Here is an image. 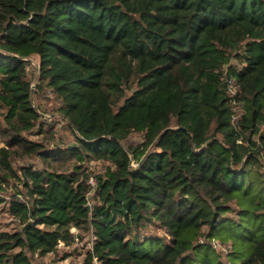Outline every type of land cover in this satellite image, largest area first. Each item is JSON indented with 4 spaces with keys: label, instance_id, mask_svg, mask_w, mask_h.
Masks as SVG:
<instances>
[{
    "label": "trees",
    "instance_id": "1",
    "mask_svg": "<svg viewBox=\"0 0 264 264\" xmlns=\"http://www.w3.org/2000/svg\"><path fill=\"white\" fill-rule=\"evenodd\" d=\"M33 58L68 147L46 143ZM0 109V185L27 189L0 195L18 224L0 228V264L83 233L86 264H225L216 240L264 264V0H0ZM86 158L107 164L94 189Z\"/></svg>",
    "mask_w": 264,
    "mask_h": 264
},
{
    "label": "rangeland",
    "instance_id": "2",
    "mask_svg": "<svg viewBox=\"0 0 264 264\" xmlns=\"http://www.w3.org/2000/svg\"><path fill=\"white\" fill-rule=\"evenodd\" d=\"M32 64L29 65V74L32 81V89H33V102L35 105L39 106L42 111V115L40 118L41 124L46 129H51V133L49 132L48 136L53 140L50 143L46 141L47 144L60 146L62 148L68 147L71 144L75 143V136L73 131L71 130L68 121L64 118L59 110L57 109L59 105L58 98L48 89H39L38 88V72L36 69V58H33ZM233 63L236 65L238 62L233 60ZM4 113L3 109H0V118ZM39 126H37L31 134H28V137L32 140L42 139L43 134H38ZM133 141H141L142 136L139 133H133L130 137ZM5 141L3 140L2 135H0V146L5 145ZM70 164L73 165L76 159L69 160ZM83 166L87 168V173L101 175L107 164L98 159H84L80 161ZM13 166L19 167L23 165L32 164L37 168H45L46 164L43 162L41 158L38 156L31 157H15L12 160ZM132 164L136 165V162L132 160ZM21 173V171L19 172ZM26 192L27 189L25 185L18 178H10L8 182H2L0 185V195L10 199L13 193L16 191ZM22 197L24 195L22 194ZM94 192L90 194V202L94 203ZM18 225L15 218L8 213V211H0V228L1 229H12L14 226ZM93 234L92 233H83L82 237H79L75 243L71 245H59L58 250L56 252L48 253L44 256L39 254H30L31 259L34 264H86V258L88 255V251L91 249L93 245ZM213 245L217 248V250L223 251L222 260L225 264H233L228 261L226 256L225 248L219 243L218 240L213 242Z\"/></svg>",
    "mask_w": 264,
    "mask_h": 264
},
{
    "label": "built area",
    "instance_id": "3",
    "mask_svg": "<svg viewBox=\"0 0 264 264\" xmlns=\"http://www.w3.org/2000/svg\"><path fill=\"white\" fill-rule=\"evenodd\" d=\"M227 81L229 83V88H230V91H231V95L233 96V100L234 102L237 104V109L240 110V112L242 111V105L238 103L237 101V98L235 97L236 96V93H237V84L235 82V79L233 78H230V77H227ZM239 116V113L238 114H235L234 115V120L236 122L237 118ZM88 184L92 187V189H94L97 184H98V178H97V174H92V173H88V180H87ZM91 203V202H89ZM72 231H77V229L75 227L72 228ZM214 242V241H213ZM65 245L64 242H60L59 245ZM97 258H95L96 260Z\"/></svg>",
    "mask_w": 264,
    "mask_h": 264
},
{
    "label": "water",
    "instance_id": "4",
    "mask_svg": "<svg viewBox=\"0 0 264 264\" xmlns=\"http://www.w3.org/2000/svg\"><path fill=\"white\" fill-rule=\"evenodd\" d=\"M135 167V165H131V168H134Z\"/></svg>",
    "mask_w": 264,
    "mask_h": 264
}]
</instances>
